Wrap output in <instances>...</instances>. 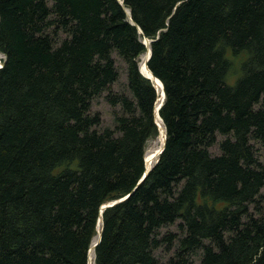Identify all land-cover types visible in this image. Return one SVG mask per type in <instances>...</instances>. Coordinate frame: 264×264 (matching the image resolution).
I'll use <instances>...</instances> for the list:
<instances>
[{"label":"trees","instance_id":"16d2710c","mask_svg":"<svg viewBox=\"0 0 264 264\" xmlns=\"http://www.w3.org/2000/svg\"><path fill=\"white\" fill-rule=\"evenodd\" d=\"M0 55V264H88L128 193L94 264H264V0H0Z\"/></svg>","mask_w":264,"mask_h":264},{"label":"rangeland","instance_id":"374dc122","mask_svg":"<svg viewBox=\"0 0 264 264\" xmlns=\"http://www.w3.org/2000/svg\"><path fill=\"white\" fill-rule=\"evenodd\" d=\"M143 56L140 57V59H139L140 61L142 60ZM1 57H2V55H0V58ZM228 57H230V56L228 55ZM243 57H244V55H242L240 57H237V58H235L233 60V68H232V70L230 71V73H229V75L227 77V82L228 83L232 84L234 82L235 78L238 76L239 61ZM124 83H126V77H125V73L122 72L118 82L113 84L112 89L118 90L121 87H123ZM91 109H92V111H98L100 113L101 118H102L101 125H103V126H112V124H113L112 108L107 103V101L104 99L103 95L100 96V97H97V98H95L93 100ZM160 146H161V143L158 140V136L156 138H154V139L148 140V142L146 144L145 154H147V153L148 154H154L155 151L158 150ZM261 150H263V149H261ZM155 160H156V157L153 158L152 164L154 163ZM161 232L163 234L167 233V232L176 233L177 232L176 223L168 225V226L162 228ZM155 253L159 257L161 262L166 261V259L170 255V252L169 253L165 252L163 248H160V249L156 250Z\"/></svg>","mask_w":264,"mask_h":264},{"label":"water","instance_id":"95a60500","mask_svg":"<svg viewBox=\"0 0 264 264\" xmlns=\"http://www.w3.org/2000/svg\"><path fill=\"white\" fill-rule=\"evenodd\" d=\"M120 2H121V1H120ZM176 5H178V3H177ZM125 10H126V9H125ZM126 12H127V14H128L129 19L131 20V16L129 15V12H128L127 10H126ZM137 29H138V32L141 33L140 28L137 27ZM144 38H145L146 40L143 39L142 42H143V44H144V45L146 46V48H147V49H146V53H147V54H146V58H145V65H146V67L148 68V70H149V72H150V76H148V75H144L143 73L140 72V70H139V72L151 82L153 88L155 89V92H156L157 97H156V99H155L154 106H153V120H154V123L156 124V126H157V128H158V130H159V127H160V126H159V124H158V122H157V120H156V116H159V117H160V115H159V108L161 107V105H162V103H163V100H164V89H163V84H162V82L159 80V78H157V77L151 72V70L149 69V67H148V65H147V61H148V59H149V57H150V53H151L149 43H150L151 41H153V40H152V39L150 40V39H148V38H146V37H144ZM1 66H2V62H0V67H1ZM156 81H158L159 84H160V86H161V95H160V96H158V86H157ZM160 119H161V117H160ZM161 121H162V119H161ZM165 140H166V131H165V128H164V136H163L162 144H161V146L159 147V149L155 151V154L157 155V156H156V160L154 161L153 164H151V166H148V167H147L146 162H145V160H144V170H143V172H142V174H141L139 180H138L137 183L135 184L133 190H134V189H135V188H136V187H137V186L143 181V179L146 177V175L148 174V172L150 171V169H151V168L153 167V165L157 162V160H158V155H159V154L162 152V150L164 149V146H165ZM128 195H129V193L126 194L125 196L119 198V199H116V200H113V201H110V202L104 203V204H102V205L99 207V215H98V218H97V223H96V225L98 226V224L100 223V229L97 230V231H98L97 238H94V239H93V241H92V243H91V245H90V247H89V249H88V261H87L88 264H89L90 254L93 253V255H94V248H95V246L99 243L100 238H101V233H102V228H103L102 211H103L106 207L113 206V205H115L116 203H118V202L124 200Z\"/></svg>","mask_w":264,"mask_h":264},{"label":"bare ground","instance_id":"6f19581e","mask_svg":"<svg viewBox=\"0 0 264 264\" xmlns=\"http://www.w3.org/2000/svg\"><path fill=\"white\" fill-rule=\"evenodd\" d=\"M143 39H145V38H143ZM146 40V39H145ZM146 54L147 53H145L144 54V56H143V58H142V60L140 61V63H139V70H140V72L141 73H143L144 75H148V76H150V72H149V70H148V68L146 67V65H145V58H146ZM156 83H157V86H158V96H160L161 95V86H160V84H159V82L158 81H156ZM156 120H157V122H158V124H159V130H158V140H159V142L162 144V141H163V136H164V125H163V123H162V121H161V119H160V117L159 116H156ZM156 157V154L154 153V154H145V156H144V160H145V162H146V165H147V167L148 166H151V164H152V160H153V158H155ZM100 229V223L98 224V226H97V230H99ZM97 238V237H96ZM94 255H93V253H91L90 254V259H89V264H94Z\"/></svg>","mask_w":264,"mask_h":264}]
</instances>
